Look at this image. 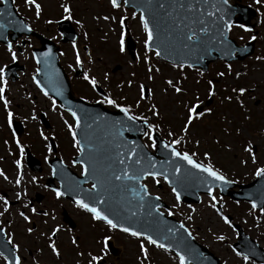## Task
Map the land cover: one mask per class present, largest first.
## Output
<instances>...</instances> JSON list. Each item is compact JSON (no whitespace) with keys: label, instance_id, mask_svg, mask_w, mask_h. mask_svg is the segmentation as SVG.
<instances>
[{"label":"rangeland","instance_id":"rangeland-1","mask_svg":"<svg viewBox=\"0 0 264 264\" xmlns=\"http://www.w3.org/2000/svg\"><path fill=\"white\" fill-rule=\"evenodd\" d=\"M35 2L41 5L39 18L36 16L34 6L26 5L25 0H14L18 13L33 26L36 32L56 42L59 39L55 40V36H58L56 23L69 15L63 12L61 5L67 4L71 9L72 18L67 20L72 21L80 34V39L77 42L76 50L70 45H66L64 48L65 58L67 57L64 64L68 65V69L70 71L78 69L79 65L76 64L74 53L77 52L81 56V66L84 67L85 73H88L90 78H95L97 85L104 87L109 97L117 104L129 107L132 115L143 116L150 124H158L157 132L169 143L173 139L182 138L181 144L176 146L181 152H188L190 155L195 152L194 158L198 161L206 165L211 163L217 171L239 184L253 181L256 177L255 169L264 167V61L256 60L257 56H264V22H262L264 21V6L256 5L254 0L244 1L246 5L259 9L257 28L254 33L233 29L231 37L243 45L250 40L252 35H255L257 37L256 50L254 55L245 61L231 63V74H228L227 65L218 61L210 64L207 73L197 69L173 68L172 65L160 61L153 52L144 48L145 33L139 23V15L124 6L113 9L109 0H35ZM104 16H107L108 19H103ZM120 18H126L129 35L136 43L135 61L130 58L126 49L123 53L119 51L122 31L124 46L127 36L124 28L121 29ZM49 20L52 22L46 23ZM26 41L27 46L23 48V55L17 53V59L27 70L21 74L18 82H7L5 86V98L9 101L8 111L14 112L29 126L26 131L30 132H28L29 136L32 135L34 140L28 141L26 135L19 142L20 144L23 142L25 146L29 145L34 151L38 146L39 152H45L46 144L38 137V130L43 131L44 129L38 121V116L42 112L48 116L53 133L57 130L59 142L72 149L71 136L68 127H65V122L72 124L71 119L60 110L56 103L55 110H53V101L41 94L32 79L36 66L29 59V55L30 50L38 46V41L36 39H27ZM85 48L91 52V56L86 57ZM13 50L16 51L15 47ZM145 58L149 63L144 62ZM11 62V56L6 48L0 46V67H5ZM149 67L153 68V72H148ZM157 68L158 72L155 71ZM220 71L226 73L222 78L216 75ZM237 72L240 73L238 78L236 77ZM105 75H107V79H105ZM149 75L153 76L151 81L148 80ZM169 79L174 82L179 81L178 86L182 87L184 91L176 94L166 84ZM209 79L213 80L216 90V95L211 98L206 96ZM129 82H131L130 87ZM141 84L151 89L152 92L144 100H139ZM233 87L248 89L245 96L240 98L244 104L243 108L237 102V94L231 91ZM72 89L78 94L95 98L90 85L87 86L78 79H74V82L72 80ZM228 95L233 97L230 102L223 99ZM194 96H199L203 101L201 106L206 105L211 108L212 113L194 121L188 135L185 136L180 129L185 122L186 106ZM138 100L139 106H137ZM153 105L159 113L158 116H153L150 111ZM107 107L118 109L108 104ZM5 116L3 101H0V169L5 168L3 173L7 176V180L0 177V196H3V192L7 189H12L11 183L15 182L19 175L17 170L12 169L13 160L14 164L19 159L21 164L27 166L26 158L21 156L20 149H16L12 142L13 138L11 139L10 133L6 131ZM32 116H35L36 119L33 120ZM14 119L12 118V121ZM169 132H172L173 135L169 136ZM50 133L45 132L46 135ZM143 140L146 145L150 146L151 142L146 136ZM197 141H199V146H197ZM249 144L253 146L256 163H252L251 156L244 151ZM59 149V155L69 163V158L65 154L69 156L73 151H66L64 154L62 150V154V148L59 147ZM205 152L208 153L210 159H204L203 153ZM12 155L14 159H12ZM241 161H247V163H241ZM47 173V169H43L39 174L26 170L21 181L33 185V177L36 178V182L44 181ZM147 185L152 193L160 196L170 206V210L173 212L172 216L187 224L198 242L217 254L223 264H252L244 263L240 257L234 256L230 245L231 242L236 241V232L232 227L223 223L216 208L210 207L212 201L209 197H204L199 205L188 207L181 203L177 204L171 189L165 186L161 180L159 183L149 180ZM37 190L42 191L33 186L32 190L18 188L11 194L13 199H15L16 191L30 192L35 197L34 191ZM215 197L216 201L224 207L226 213L232 215L236 222L240 223L247 233L264 247V212L254 213L250 204H237L220 197L219 194ZM5 198L10 199L9 202L14 201L9 197ZM15 207L11 206L9 211L16 209L25 211L32 220L31 227L38 228L36 233L32 232L31 235H28L25 229L29 225L15 215V219L18 218L20 222L21 232L15 233L12 238L20 246L21 254L25 258L23 264H34V262L35 264H89L87 253L100 256L101 259L98 262L104 260L103 264H139V242L135 238L116 230H110L100 223L93 225V221L85 214L72 208L69 203L56 202L52 195H47V199L39 203L36 208L49 212L50 216L55 215V220L50 217L32 216L20 204L19 207ZM0 209H3L2 201H0ZM63 214H66L71 222L74 220L77 224L75 228H71L73 231L67 228L68 223L63 219ZM9 216L12 217L11 214ZM189 216L192 217L191 220L188 219ZM1 221L5 223L7 219L3 216ZM52 228L60 229L55 239L60 252L59 259L51 254L46 245L45 236L40 235L41 232L48 235ZM221 235L225 237L223 241L217 239ZM105 236L110 237L114 247L118 249L119 256L107 254L106 245L102 243ZM73 238H78L79 248L71 243ZM146 246L149 260L145 264H174L170 256L150 245ZM26 249L31 250L32 255L29 256ZM79 252H83V254L80 255Z\"/></svg>","mask_w":264,"mask_h":264},{"label":"snow or ice","instance_id":"snow-or-ice-1","mask_svg":"<svg viewBox=\"0 0 264 264\" xmlns=\"http://www.w3.org/2000/svg\"><path fill=\"white\" fill-rule=\"evenodd\" d=\"M6 2L7 0H0V4H6ZM124 2L127 3V0H124ZM109 3L113 9L121 7L118 0H109ZM208 3L209 0H142L139 7L144 9V11H140L139 23L145 33L144 48L153 51L157 57L161 56V50L177 54L180 59H178L172 67L181 70L185 66L189 68L192 67L191 63L185 65L183 63L184 59H190L192 54L197 51L202 50L208 52L209 46L213 44L219 45L223 52L232 55L234 50L228 39V33L231 31L233 24L231 20L226 18L224 12V6H227L229 10L231 8L229 0H217V4L212 5L218 15H214L213 11L207 10L206 6ZM254 3L258 6H264V0H254ZM25 4L34 6L36 16L39 18L41 5L36 3L35 0H25ZM61 7L64 13L69 14L66 15L64 19H71L70 7L67 4H62ZM257 10L259 11V9ZM103 19L107 20L108 17L104 16ZM125 19L126 18H121L119 21L121 29L125 27ZM51 22L50 20L46 21V23ZM235 26L242 28L244 32L253 31V29L243 24ZM4 27V24H0V29ZM24 30L28 32L32 31L27 25H24ZM241 39H243V37H241ZM256 39L257 37L255 35L250 37L252 41ZM154 42L155 47L153 48L152 45ZM6 50L10 54L12 61H16L17 52L13 50V45L11 43L6 45ZM119 51L122 53L125 51L123 31L119 41ZM20 55H23V53H20ZM40 55L47 58L50 56V50ZM32 56L39 65L41 60L37 59V54L33 53ZM256 60L264 61V56H257ZM144 62L146 64L149 63L147 58H145ZM76 64H81L79 55L76 56ZM5 67H0V101H3V106L7 114V123L8 126L11 127L13 113L8 111L9 101L5 98V86L7 84L5 80ZM227 69L228 74H231V65H227ZM155 71L158 72L159 69L157 68ZM148 72H153V68L149 67ZM201 75L203 74L201 73ZM216 75L222 78L226 73L220 71ZM239 76L240 73L237 72L236 77L238 78ZM33 79L37 88L47 97L48 92L40 86V82L36 80L35 77ZM83 79L91 85L93 89L96 88V79L90 78L88 73L83 74ZM105 79H107V75H105ZM152 79L153 76L149 75L148 80L151 81ZM166 84L168 87L172 88L176 94H180L184 91L182 87L178 86L179 81L174 82L172 79H169L166 81ZM130 86L131 82H129V87ZM231 91L237 94V102L240 107L243 108L244 104L240 98L245 96L248 89L244 87L238 89L233 87ZM151 94V89L146 88L143 84L139 86V100H144ZM215 95V84L212 79H209L207 81L206 96L211 98ZM223 99L230 102L233 97L228 95ZM139 100L137 101V106H139ZM52 103L54 106L53 110H55V101ZM99 103H106L112 107L118 108V110L124 114L126 121L130 123L126 124L124 121L105 122V127L100 128L99 135L96 136L98 143L93 144L92 133H86L83 139L77 138L80 135L81 120L76 111H73L71 108L68 109L74 123L71 125H68L67 122L65 123L73 142L72 146L80 153L81 158L77 163H79L82 169L81 175L84 177L82 183L91 181L90 189L79 188L77 185L78 193L74 197V205L84 212L89 213L92 221L102 222L110 230H118L135 238L139 242V264H145V262L149 260V252L146 245H151L156 249L168 252L171 246L161 241L168 240L170 237L175 238L176 233L171 227L164 228L161 226L163 213L159 211L160 205L158 203H151V199L158 201L160 197L157 196L146 200V197H149V193L147 188L144 184H141L140 181L144 180L146 177H150L153 181L159 183L157 177H163L165 181L168 182L169 172L165 171L163 168L157 169L156 164L152 162V157L144 152V148L149 145L129 146V142L124 140L123 134L126 131L134 129L136 121L143 120L146 130L143 131L142 134L151 142L150 147L156 149L158 143L155 139V133L159 129V125L149 124L147 119L143 116L132 115L129 107L117 104V102L109 96H104L103 100L99 101ZM202 104L203 101L200 100L199 96H194L193 100L188 102L186 114L184 116L185 122L180 129L185 136L188 135L194 121L200 120L205 115H211L212 109L206 105L202 109ZM150 111L153 116L159 115L155 105L150 108ZM32 119L34 120L36 117L32 116ZM100 119L102 118L97 117L93 123H96ZM85 128H92V125L86 124ZM93 131L95 132L96 130ZM168 135L172 136L173 133L169 132ZM45 139L47 138L45 137ZM181 142L182 138H176L173 139L171 143L162 144L160 146L168 150L170 154L169 159L173 163L176 160L184 161L189 168L196 169L198 173L206 174V177L211 178V180H206L204 177H201V184L211 185L213 181H219L224 185L230 183V181H228L225 176L221 175L211 163L206 165L194 160L193 157L196 155L195 152H192L190 155L188 152L178 151L176 146L180 145ZM197 146H199V141H197ZM17 147L20 149L22 156L24 149L20 146L19 141H17ZM49 151H51V149H49ZM244 151L249 153L252 158V163H256L253 146L249 144ZM203 156L205 160L210 159L207 152L203 153ZM142 158L147 160L148 163L142 164ZM241 163H247V161H241ZM15 165L17 169L21 168L19 159L15 161ZM174 171L175 173H181L179 167H175ZM52 172L53 175H55L56 169H53ZM254 175L258 178L264 177V167H257ZM0 177L7 180V176H5L2 171H0ZM21 178L20 175L17 176L15 181L16 187L20 186ZM32 182H36L35 177L32 178ZM188 183L189 176L186 173H182L175 177L172 193L175 196V202L177 204L181 201L180 188L186 186ZM135 185H139V187L137 188ZM51 191L57 200L64 195L59 189L53 188ZM81 193L84 198H80ZM14 195L17 201L21 200L20 191L15 192ZM207 195L212 201L210 207L215 209L217 201L216 197L213 195L211 186L207 187ZM0 201L3 202V210L0 211V217H3L6 213H9L11 205L9 200L4 196H0ZM251 207L255 210L257 204L253 202ZM22 208L27 209L33 216L43 215L44 217H50L52 220L56 218L55 215L50 216V213L47 211L38 212L36 208L30 207L28 203L22 204ZM141 209H146V215L153 218L148 228H144L143 225H140L138 213ZM167 213L169 216L173 215L171 210H167ZM17 215L23 222L29 225L25 231L28 235H31L34 229L31 227L32 220L30 216L23 210L18 211ZM188 219L191 220L192 217L189 216ZM221 219L225 225L232 227L227 216L221 215ZM44 222L47 223V221ZM125 224L137 226H125ZM180 228L188 233L189 238L191 237V232H189L188 228L183 224L180 225ZM59 231V228H52L47 236L49 240L47 247L50 249L51 254L57 259L60 257V252L53 238ZM4 235H7L8 238L3 247L7 248L10 245L12 251H9L8 255L5 256L4 251L0 250V256H4L6 261H11V264H23L22 257L17 254L20 250V246L14 243L12 235L6 233V229L0 226V236ZM40 235L44 236L45 233L41 232ZM217 239L223 241L225 237L221 235L217 237ZM109 240L110 237L105 236L102 243L107 245ZM71 243L73 245H78V238H73ZM175 246L178 248L181 246L187 248V245L184 244L183 241L178 242ZM233 251L236 256L241 257L242 254L240 252H236L235 249H233ZM78 254L82 255L83 253ZM176 257L178 258L179 264H190V262H186L185 255H182L180 251L176 252ZM100 259L98 255H90L89 264H97ZM242 259L247 262L249 257L245 255L242 256Z\"/></svg>","mask_w":264,"mask_h":264},{"label":"water","instance_id":"water-1","mask_svg":"<svg viewBox=\"0 0 264 264\" xmlns=\"http://www.w3.org/2000/svg\"><path fill=\"white\" fill-rule=\"evenodd\" d=\"M142 3V0H127V6L128 7H134L136 11H144V9L140 8V4ZM217 4V0H209L208 5L206 6L207 10L213 11L214 15H218V13L215 12V9L212 7V5ZM246 10H242L241 7H231L230 10L227 6H224V12L226 14V18L231 20L232 24H241L244 22L243 18L235 20V16L239 14L241 16L246 13ZM254 16V12L249 13L248 18H251ZM248 22V21H245ZM24 22L18 17V15L15 12V9L13 7L12 1L7 0L6 4L0 5V24H4L5 27L0 29V42L6 43L7 42V34L8 31L11 30L13 32H18L22 24ZM62 32L65 36L71 37V41L76 40V36L72 33V29L69 25H66V29ZM14 39V37L12 36ZM228 39H229V33H228ZM230 41L231 47L234 50L232 55H228L225 52H223L220 49L219 45L213 44L209 46V51H197L196 53L192 54L190 59H184L183 63L187 65L188 63H191L192 66H199L204 71H207L209 63L216 59H224L227 62H231L233 60H243L245 57L250 55L253 52V43L246 46V48H238L236 43ZM152 47H155V42L153 43ZM52 52L55 53V48L51 46ZM130 52L133 54L134 51V45L130 43L129 46ZM161 50V49H157ZM47 51V46H43V50L41 52ZM238 52V55L235 56L234 53ZM161 58H164L168 60L169 62L176 63L180 57H178L177 54L172 52H165L161 50ZM44 62H48L46 66L42 67V70L40 72V77H38V81L41 84V87L44 88L45 91L48 92V94H52L56 99L60 100L62 103L63 108L69 109L71 108L73 111L77 112L78 117H80L81 120V129L79 139H83L86 133H92V143L96 144L98 141L96 140V136L99 135L100 128L105 127V122H116V121H124L126 124L130 123L126 121V118L124 117L123 113H112L108 110H105L100 105H89L82 101L76 100L73 95L70 93V89H68V84H66L64 79H61L58 77L57 74L54 72H49L51 70V65L48 59H44ZM49 70V71H48ZM52 77H51V75ZM48 77V78H47ZM59 93V94H58ZM102 118L98 120L96 123H93L96 118ZM86 124H91L92 128H85ZM99 126V127H98ZM145 124L141 122H136V126L134 129L124 132V140L129 142V146L131 145H143L141 142V135L142 132L145 131ZM93 130H96L95 132ZM157 143H158V150L155 155H152L148 152H146V149L144 148V152H146L149 156L152 157V162H154L157 166V169L163 168L165 171L169 172V181L168 183L170 186H173V182L175 180L176 176L181 175L182 173H186L189 176V183L180 188L181 192V201L186 203H199L200 202V194H207V187L211 186L212 189L218 187L221 189L222 195L225 196H231L234 200H242V199H248L252 202H255L257 204L258 208H262L264 206V177L262 179L257 180L253 184L249 186H240L241 191L240 192H228V189L236 187V184L234 183H228L226 185L221 184L219 181H213L211 185H204L200 183V178L204 177L206 180H211L210 177H206V174L198 173L196 169H191L189 166L184 162L180 160H176L174 163L169 159L170 154L168 153V150L161 147L162 144H167L164 141H160L158 137H156ZM162 158V160L159 159ZM81 158V157H80ZM80 158L78 160H80ZM148 161L142 158V164H147ZM139 167V166H137ZM175 167H179L181 169V173H175L174 169ZM83 179L76 180L73 184L71 198L74 200V197L78 193V188H83L82 183ZM143 181V180H142ZM142 181L140 183L142 184ZM91 182V181H89ZM88 182V183H89ZM135 187H139V185H135ZM80 198H84L83 194H80ZM150 198H155L153 196L146 197V200ZM88 202V201H86ZM151 203L153 204H159L160 208H168V206L163 203L161 200H154L151 199ZM261 203V204H260ZM260 204V205H259ZM139 216V222L140 225H143L144 228H148L152 217H148L146 215V209H141L138 213ZM113 218V217H110ZM161 226L164 228L171 227L174 229L176 233L175 238H169L168 240H162V243H165L166 245H170V250L173 252L180 251L182 255H185L186 262H196L195 260L198 258V255H200V258L202 257V250L199 248L198 244L195 242L193 237L191 236L189 238L188 233L184 232L183 229L180 228V223L176 220L172 219L171 217H165L164 214L161 218ZM125 226H134L137 225H128L125 224ZM246 236L242 235V238ZM183 241L184 244L187 245V248L176 247L175 245ZM253 243V242H252ZM5 244V238L4 236H0V250L1 245ZM9 251H12L10 245L7 247ZM205 252V250H204Z\"/></svg>","mask_w":264,"mask_h":264}]
</instances>
